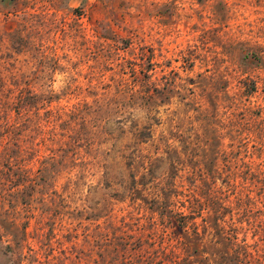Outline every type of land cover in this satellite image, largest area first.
I'll use <instances>...</instances> for the list:
<instances>
[{
	"label": "rangeland",
	"instance_id": "obj_1",
	"mask_svg": "<svg viewBox=\"0 0 264 264\" xmlns=\"http://www.w3.org/2000/svg\"><path fill=\"white\" fill-rule=\"evenodd\" d=\"M0 264H264V0H0Z\"/></svg>",
	"mask_w": 264,
	"mask_h": 264
},
{
	"label": "trees",
	"instance_id": "obj_2",
	"mask_svg": "<svg viewBox=\"0 0 264 264\" xmlns=\"http://www.w3.org/2000/svg\"><path fill=\"white\" fill-rule=\"evenodd\" d=\"M253 173H254L253 171H247V175H249V176H251Z\"/></svg>",
	"mask_w": 264,
	"mask_h": 264
}]
</instances>
